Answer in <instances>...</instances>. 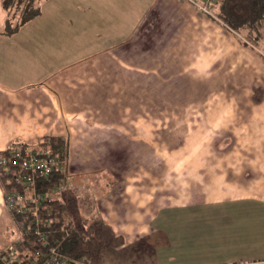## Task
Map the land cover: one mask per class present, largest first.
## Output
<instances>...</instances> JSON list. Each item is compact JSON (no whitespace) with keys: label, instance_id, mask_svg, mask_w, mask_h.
<instances>
[{"label":"crops","instance_id":"crops-1","mask_svg":"<svg viewBox=\"0 0 264 264\" xmlns=\"http://www.w3.org/2000/svg\"><path fill=\"white\" fill-rule=\"evenodd\" d=\"M186 1L154 0L127 32L116 28L108 32L116 36L103 40L99 32L107 25L100 26L71 0H55L17 34L1 35L0 153L12 144L60 138L68 151L66 180L76 173L112 172L118 165L123 180L126 159L143 168L157 166L156 124L168 117L159 116L156 104L173 101L172 82L200 85V98L192 101L205 104L200 136L211 134L212 140L203 142L207 147H201L190 189L166 195L171 203L158 207L151 177L153 192L108 191L106 206L96 213L101 225L126 233L129 243L149 239L153 264H264V93L209 95L208 88L201 89L208 84L213 92H225L222 80L236 77L242 68L238 50H251L236 42L235 32ZM84 15L90 20L77 28ZM148 21L157 30L132 40ZM170 39L183 56L185 66L179 70L190 76L171 73L170 55L156 57L154 49ZM128 41L132 46L125 45ZM75 51L78 59L71 60ZM205 71L221 79H201ZM263 84V78L256 83ZM142 103L150 104L148 111ZM76 182L73 187L79 186ZM182 216L194 223L177 224ZM9 218L0 186V249L12 241V235L10 240L4 236ZM174 250L179 256L172 255Z\"/></svg>","mask_w":264,"mask_h":264},{"label":"rangeland","instance_id":"rangeland-1","mask_svg":"<svg viewBox=\"0 0 264 264\" xmlns=\"http://www.w3.org/2000/svg\"><path fill=\"white\" fill-rule=\"evenodd\" d=\"M55 0H46L41 4V11L44 10L46 3H50ZM77 5V9H84V12L87 11V16L95 18L98 20L100 26L107 25V29L100 30V37L105 40L107 36L114 37L117 33L114 32L108 33L109 31H114L117 28L121 27L124 32H127L129 27L132 25L136 19L138 20L142 10L146 11L151 3L154 0H71ZM82 1V2H81ZM188 1V0H187ZM186 1V2H187ZM190 1H188L189 3ZM80 5V7H79ZM147 6V8H145ZM79 13H81L78 10ZM72 16V15H71ZM87 16H83L84 21H78L77 28L83 26L85 20H90ZM80 17V16H79ZM138 17V18H137ZM142 17V16H141ZM72 18V17H71ZM82 18V17H81ZM73 19V18H72ZM141 19V18H140ZM4 22V12L1 7L0 0V29L3 27ZM220 24H222L220 22ZM74 25V24H73ZM158 25H154L152 22H146L142 27L141 31L139 30L137 35L132 38H148L149 34L154 33L157 30ZM156 27V28H155ZM34 28V25H33ZM229 28V27H228ZM153 29V31H152ZM95 33V31H92ZM152 32V33H151ZM232 32H235L232 30ZM236 42L238 41L241 44L245 43L250 48L251 51H243L240 53L238 50L237 53V63L240 64L241 71L236 72V77L225 78L223 79V88L225 92L217 91L213 92L209 88L208 84L206 88L201 87L205 91L208 88L210 92L206 94H262L264 93V84L261 87H257L261 84L262 78L264 79V28L262 30V43L259 47H253V40L249 39L245 33L238 34L235 32ZM157 38H153L152 45L155 43ZM108 40H111L108 38ZM106 40V42H108ZM113 40H115L113 38ZM131 40V41H132ZM128 41L126 46H132V42ZM191 40H189L190 42ZM15 42L14 44H16ZM143 43V41H141ZM255 44H258L255 43ZM17 45V44H16ZM239 45V44H237ZM172 40H168L167 45L164 47H157L154 49L156 57L159 60L162 59V56L168 55L167 65L170 64L172 68L171 73H184L190 76L188 71L179 70V68H184L185 64H182L183 56L180 53V49L173 47ZM167 48V49H166ZM160 52V53H159ZM79 54H73L71 60L78 59ZM132 57V56H131ZM68 59H70L68 57ZM46 61V60H45ZM127 63V62H126ZM48 63L46 62V66ZM244 65L248 68L244 70ZM41 68L40 65H35L29 69ZM205 76L201 79L206 78L207 81H216L221 79L220 76L216 77L214 71H205L202 72ZM33 74V73H31ZM198 74V72L193 73ZM191 78V77H190ZM29 79V78H28ZM200 80V77L198 78ZM174 80V77H173ZM200 82V81H199ZM175 84V88H172V98L171 102H162L156 104V110L161 112L159 116L168 118L158 119V124H156V164L155 168H143L140 166V162L135 160L125 161L124 167V179L121 180V168L122 165H118V169H114L112 172H97V174H81L76 173L72 176L65 177L63 184V191L60 192L59 196H62L63 199L71 198L76 200L78 207V216L87 219L88 221L94 220L96 223H99L101 227V240L104 241L105 247L102 251V259L98 264H153L150 263V259L154 261L151 251L152 248L149 247L147 240H137L136 243H129L130 237L122 232L114 229L113 227H107L101 225V218L96 213L97 210H102V206H106L105 196H107L108 191H148L151 189V177L155 179V188L158 193V207L171 203L170 200H167L166 195L172 194L175 192H186L190 189V182L194 183V178L198 166H200V155H202L201 147L206 148V145H203L205 140H212L211 134L201 135L200 136V124L202 120L200 119V110L205 105L204 103L192 101L194 99L200 98V85L180 82L174 80L172 82ZM179 83L184 84V87H179ZM242 83V85H241ZM241 85V86H240ZM255 85V87H253ZM233 86L236 91H228V87ZM161 89L158 87V93ZM185 92V93H184ZM180 94H185L184 96H179ZM167 96V97H170ZM188 97V101L179 102L176 99H183ZM175 100V101H174ZM142 110H149V105L147 103H142ZM152 105V104H151ZM210 103L208 104V106ZM152 107V106H151ZM162 123V124H161ZM148 136H146L147 138ZM225 137V136H224ZM209 141V142H210ZM42 142V141H41ZM39 142V143H41ZM10 147V146H9ZM8 147V148H9ZM39 147V146H38ZM148 148V147H147ZM153 153V152H151ZM228 151L220 152L221 154H226ZM155 154V153H153ZM218 157V155H217ZM208 159H212L211 156H207ZM68 159V158H67ZM158 161V162H157ZM67 162V160H66ZM158 167V168H157ZM66 168V165H65ZM65 170V169H64ZM155 170V174H152ZM199 171V170H198ZM103 173V174H102ZM119 178V179H118ZM198 179V178H197ZM76 184H79L78 187H73L71 182L74 181ZM144 181H146L144 183ZM199 181V180H198ZM199 184V183H198ZM60 188H56L52 193V197L57 195ZM3 190V189H2ZM4 193V190H3ZM9 195V193L7 194ZM60 198V197H59ZM185 201V200H184ZM5 202V200H4ZM5 208L6 207V204ZM188 216H182V220L175 221L177 224L190 225L193 224V221L189 220ZM10 220V218H9ZM7 220V231L4 233V236L10 240L12 235V241L17 238V231L14 228L12 221ZM104 232H103V230ZM110 228V229H109ZM115 230V231H114ZM107 238L103 239L106 235ZM104 235V236H103ZM144 242V244H142ZM133 244V245H132ZM8 246V245H7ZM4 247L3 249H5ZM151 250V251H150ZM185 255L192 254L190 251L182 250ZM179 252L174 250L172 255L179 256ZM157 264V263H156Z\"/></svg>","mask_w":264,"mask_h":264},{"label":"trees","instance_id":"trees-1","mask_svg":"<svg viewBox=\"0 0 264 264\" xmlns=\"http://www.w3.org/2000/svg\"><path fill=\"white\" fill-rule=\"evenodd\" d=\"M44 1L46 0H1L4 22L0 36H13L26 24L40 16L42 14L41 4ZM210 12L211 16L203 15L221 22L222 25L238 34L245 33L249 39L253 40V43L258 42V44L254 43L253 47L261 45L264 28V0H215ZM13 145L17 144L11 146ZM38 146L57 158L58 169L46 177H37V194L47 197L46 202L38 211L40 222L38 227L35 226L32 216L23 215L17 209L9 211L10 219L17 231V238L11 241L5 249H0V264H37L34 257L39 255L42 258L52 248L70 259L87 264H98L105 247L100 237L99 223L79 217L75 199H63L59 196L63 191L61 188H63L66 177L64 173L68 158L66 143L60 138H45L35 147ZM7 149L1 152L0 156ZM12 169L16 170L13 166ZM0 186L4 190V200L12 191L22 192V188L14 181V174H6L1 166ZM56 188H60L59 192L52 197ZM38 230L47 236L46 246L38 241L36 235Z\"/></svg>","mask_w":264,"mask_h":264},{"label":"built area","instance_id":"built-area-1","mask_svg":"<svg viewBox=\"0 0 264 264\" xmlns=\"http://www.w3.org/2000/svg\"><path fill=\"white\" fill-rule=\"evenodd\" d=\"M199 13L211 16L210 9L214 7V0H197L193 3ZM31 144H17L9 147L0 156V166L6 174H14V181L17 186L22 188V192H10L7 195L5 204L8 211L17 209L23 215H30L34 218L35 226H39L38 211L46 202L47 197L37 194L36 181L38 176H48L58 169L59 161L39 147ZM12 166L16 170L12 169ZM38 241L47 245V236L39 230L36 232ZM11 249V248H9ZM37 264H87L84 262L70 259L60 254L55 249H49L41 258L39 255L34 257Z\"/></svg>","mask_w":264,"mask_h":264},{"label":"bare ground","instance_id":"bare-ground-1","mask_svg":"<svg viewBox=\"0 0 264 264\" xmlns=\"http://www.w3.org/2000/svg\"><path fill=\"white\" fill-rule=\"evenodd\" d=\"M193 1V3H196L197 2V0H192ZM214 2H215V0H214ZM211 10V9H210Z\"/></svg>","mask_w":264,"mask_h":264}]
</instances>
